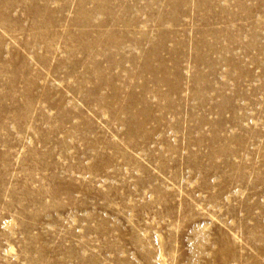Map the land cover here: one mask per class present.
Returning <instances> with one entry per match:
<instances>
[{
    "label": "rangeland",
    "instance_id": "374dc122",
    "mask_svg": "<svg viewBox=\"0 0 264 264\" xmlns=\"http://www.w3.org/2000/svg\"><path fill=\"white\" fill-rule=\"evenodd\" d=\"M0 264H264V0H0Z\"/></svg>",
    "mask_w": 264,
    "mask_h": 264
}]
</instances>
